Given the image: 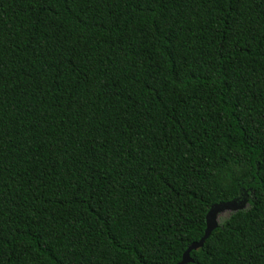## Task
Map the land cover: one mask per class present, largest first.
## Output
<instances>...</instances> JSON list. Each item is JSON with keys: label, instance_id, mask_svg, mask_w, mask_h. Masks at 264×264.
I'll list each match as a JSON object with an SVG mask.
<instances>
[{"label": "trees", "instance_id": "16d2710c", "mask_svg": "<svg viewBox=\"0 0 264 264\" xmlns=\"http://www.w3.org/2000/svg\"><path fill=\"white\" fill-rule=\"evenodd\" d=\"M264 264V0H0V264Z\"/></svg>", "mask_w": 264, "mask_h": 264}, {"label": "water", "instance_id": "95a60500", "mask_svg": "<svg viewBox=\"0 0 264 264\" xmlns=\"http://www.w3.org/2000/svg\"><path fill=\"white\" fill-rule=\"evenodd\" d=\"M236 199L234 200H231L229 202H225V203H219V204H215L213 205L209 211L207 212V215H206V228H205V233L204 235L196 242H193L191 243L186 249L185 251L183 252L182 256H181V259L175 263V264H184L186 263L187 261L190 260V257H189V252L193 249H197L198 247H200L202 244H203V241L205 239V237L207 235H209L211 229L213 227H215L217 225V223H210V220L211 218L215 215V211L217 212L219 209H221L223 206H226V205H229L231 203H235ZM232 204V205H233Z\"/></svg>", "mask_w": 264, "mask_h": 264}, {"label": "rangeland", "instance_id": "374dc122", "mask_svg": "<svg viewBox=\"0 0 264 264\" xmlns=\"http://www.w3.org/2000/svg\"><path fill=\"white\" fill-rule=\"evenodd\" d=\"M233 203L223 206L221 209H219L217 212L215 211V215L211 218L210 223H219L222 220L227 217V215L238 208H244L247 205V201L244 198V196L240 197L239 199H236L235 203Z\"/></svg>", "mask_w": 264, "mask_h": 264}]
</instances>
